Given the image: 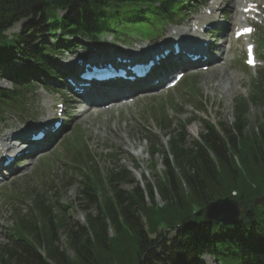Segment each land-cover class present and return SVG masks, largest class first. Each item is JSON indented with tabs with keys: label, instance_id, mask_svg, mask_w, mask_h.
<instances>
[{
	"label": "rangeland",
	"instance_id": "rangeland-1",
	"mask_svg": "<svg viewBox=\"0 0 264 264\" xmlns=\"http://www.w3.org/2000/svg\"><path fill=\"white\" fill-rule=\"evenodd\" d=\"M195 1L196 4L199 3L198 0ZM261 3L264 7V0ZM205 6L209 7V0H207ZM194 10L195 14H198L197 8ZM217 16L220 19L219 13H217ZM234 21L240 25L243 23V17L239 14L233 20V14L230 10V13L224 18L223 23H228L229 25L234 23ZM19 24L17 23L13 26L10 34L17 32L21 28L22 23L20 26ZM254 26L255 32L253 34H256V36L253 42L259 58H257L259 64L256 65L255 69L247 66L243 67L242 50L240 52L235 47H232L235 50L225 52L219 63L220 68L208 72L204 71L201 74H194L193 70L186 73L183 80L185 81L187 78H190V81L194 82L191 85L192 90L188 88L180 92L178 86L183 82L182 80L169 91H162L163 89L155 91L152 96L148 93H139L140 95L135 94L127 101L114 104L109 108L97 109L96 107H92L86 111H83L86 106L85 103L81 99L77 100L74 110L68 113L67 121L62 127L60 135L54 137V140L40 154L33 157L26 156L23 162L15 165L16 169L11 175L1 179L0 244L2 245L7 242V228L11 226L13 220V209L19 211L20 214L29 212L32 209L33 198L38 194L41 195L42 190H45L48 195H52L56 189L60 190V211L57 212V215L59 218L64 219L63 225L66 226V234L71 229H78L84 224L85 216L90 213L85 212V215H83L81 211L76 212L69 208L71 202L75 200L77 203L80 197L79 181L77 178L70 177L68 173L69 167L72 168L74 166V163H69L68 161L67 148L70 140L74 144L76 140L83 141V145H86L85 150L89 152V157H92L98 165L97 169L101 170L98 175L102 178H104L105 174L109 173V169L115 168V161L109 157V152H114L116 158L120 159V164L131 171H129V174L133 179L127 182L128 184H123L120 180H116L109 185H104V188L110 187L109 195L118 193L122 196L123 193L119 191H128L136 185L141 190L145 202L148 204L150 202L147 195V189L150 188L153 193H156L155 201L160 205L164 202L157 188V184L160 183L157 175L165 177L163 164L165 155L162 154V151L167 148L169 139L181 133L182 145L188 147L192 140L203 141L209 137L214 138V136L209 135L211 131L206 132L203 130L204 125L216 127L219 130V136L222 133L223 135H233L235 137L239 134V132H236L234 124L237 119L236 98H240L242 101L247 100V106L243 109V112L245 110L244 115L247 124L244 125L245 129L241 132V137H244L246 132L250 133L251 131L246 130L252 127L256 130L254 138L259 140L262 136L261 139L264 140V134L260 133V125L258 126L259 122L264 120V117L259 114L261 110L255 104L248 105L250 91L257 89V85L254 82L261 79L262 71L264 70V60L260 58V50L264 51V46L262 45L264 20H261V16ZM115 27L116 25L113 24L111 28L115 29ZM138 28L143 32V35H147L145 27L140 25ZM179 30L165 32L164 38L172 39L177 37L175 33ZM7 34L9 35L8 32ZM37 34L39 35V33ZM105 40L111 41V37L106 36ZM214 41H217L218 44L222 42V40H218V36L214 38ZM226 43L227 41L224 44ZM106 49H116V47L110 46L106 47ZM82 51V49H78L75 52L82 53ZM71 55L69 54V58H65V60L70 59ZM237 58L240 59L238 60ZM6 83L7 81L0 80L1 85ZM213 83H218L221 88L213 87ZM31 109L38 108L28 107V110ZM20 113L4 117L8 130H22L26 127H34L42 119V116L29 118V120L20 121L16 124ZM157 127H160L162 131ZM233 129L235 133L232 132ZM9 135H12V133L9 134V131L5 132L3 141ZM249 136L253 135L250 133ZM154 140L157 141L158 152L149 155L148 149ZM251 151H254V149L241 147L240 150L234 151V154L238 153V159L241 160V168H254L252 175L257 176L264 169V161L260 160V155L256 151L255 155L257 157L255 160L253 158L250 159L249 155L244 157L245 153L250 154ZM262 157L264 158V155ZM134 168L138 171H134ZM234 174H239V172L237 171ZM261 176L264 177V171L261 173ZM245 177H249L247 172H245ZM133 180L134 183H132ZM115 184L118 186L117 189L114 188ZM234 184H236V181H229L227 186ZM200 187L201 191L198 193L203 198V196L210 192V184L203 187L201 184ZM140 190L137 191L138 194H140ZM173 203L177 205L179 201L176 200ZM176 207L178 208V206ZM39 221L40 226L49 223L42 217L39 218ZM58 221L55 222V216L52 214L51 224L57 227L60 225ZM36 223L38 225V222ZM104 225L105 223H103ZM92 229L93 227L91 226L90 230ZM108 232L109 234L112 233L111 230ZM66 238L65 233L60 232L59 245L66 251V256L69 260L74 261L75 252L68 245ZM145 239V237H142L143 242H145ZM199 239V236L193 239V244H203L205 242ZM177 242H180V240ZM130 248L129 243H126L125 246L114 247L105 254V257L114 256L122 258L130 253ZM147 250L154 257L145 260L144 264H162L160 261L161 254L158 253L160 251L159 244L150 243ZM169 252L171 251L169 250L165 254ZM184 259L185 256L181 255L178 264ZM96 264H101L99 259L96 260Z\"/></svg>",
	"mask_w": 264,
	"mask_h": 264
},
{
	"label": "trees",
	"instance_id": "trees-1",
	"mask_svg": "<svg viewBox=\"0 0 264 264\" xmlns=\"http://www.w3.org/2000/svg\"><path fill=\"white\" fill-rule=\"evenodd\" d=\"M60 1L64 0H0V38L2 36V31L5 30L12 22L15 20L25 17L30 13L37 12L40 15V19H44L51 21L54 17V8ZM90 3L96 4L98 7L108 8L115 12L114 17L120 20L122 17H126L127 15H133L135 12L140 11V7L143 5H147L152 7L153 4L157 1H165V0H87ZM115 19V18H112ZM14 42H8L4 49H7L10 45ZM254 93V92H253ZM253 95H256L255 93ZM6 98L7 96L4 95ZM0 96V103H4L6 105L9 104L8 100ZM252 101H259L258 94L251 99ZM260 127L264 128V123L260 125ZM209 135L214 136V134L210 133ZM206 145H195L193 144L192 152L184 154L185 161L191 166L192 172L191 174H185L186 182H185V189L184 191L178 186H174L172 180H169L170 177H166L164 181L158 184V190L161 197H163L167 202V207L162 210H168L164 216H162V212L159 208L148 206L145 207L143 200L140 202L139 198H136L135 191L126 194V197L129 202L135 203L130 206H127L125 210H122L123 216L127 224L129 225V232L127 231V235L130 236V243L133 245L132 251L129 253L128 261L125 264H137L138 258L143 257V259L148 256V260L152 259L154 256L153 254L147 250L150 243H157V240L161 241L162 237L157 235L154 239L147 238L145 242L142 241L138 234L139 227L141 226L137 213L142 214L144 209H147L145 215L147 213L151 214L149 211L152 207L153 216L147 217V226L148 230L150 228L151 232H154L156 229V224L162 225L165 227V223L167 222L168 218L174 214L175 209L173 206H178L179 211H181L182 204L184 207L193 202L197 205H202V200L199 199L200 185H201V178L204 177L205 180L210 179V173L214 171L213 159L219 157L220 165L224 170V173L227 175V170L223 164L226 163L225 155L223 151L227 150L234 152L235 144V137L233 135H225L223 139H216L213 137H209L206 139ZM219 144H217V143ZM73 144V142H71ZM79 143L75 141L74 146ZM156 143L153 142L152 148H155ZM264 144V141H263ZM219 147V148H218ZM221 148V149H220ZM183 151L188 152L187 149H184L182 145H180L179 139L171 140L168 147V152L172 155L174 159L183 158ZM213 152V153H212ZM213 154L211 159L209 155ZM261 158L264 160L262 155L260 154ZM207 164H209L207 166ZM188 165V167H189ZM227 165V164H225ZM184 168H187V165H184ZM231 173V171H229ZM113 173H111L112 179H114ZM207 177V178H206ZM200 179V180H199ZM204 186V184H202ZM255 185L258 186V180L255 182ZM200 187V188H199ZM186 195L189 196V199L185 201ZM137 196H140L137 194ZM153 193L152 190L149 189V197L153 200ZM178 198H177V197ZM176 197V198H175ZM179 201L177 205L173 203V201ZM200 205V206H201ZM184 209L180 212L181 215H185ZM122 216V217H123ZM121 217V218H122ZM151 217V218H150ZM118 219V218H117ZM123 220V219H122ZM124 222V220H123ZM124 224H126L124 222ZM95 230L93 234H99L101 231L103 233V224H95ZM24 228H22L23 230ZM117 233L120 232L119 226L116 227ZM100 238L99 244L105 245L108 244L110 247H114L115 245V237H107L106 234ZM50 235H43L42 238L33 239L31 242L22 240L20 238H16L12 236L10 238L11 242L9 245H4L0 249V263L1 264H47L45 258L38 253L39 249H46V256L47 259L53 261V264H85V259L87 261L90 260L91 250H90V240L89 237L84 235V233H80L78 230L73 231L70 235L69 243L72 250L75 252V260H69V258L65 257L66 254L58 252L57 248L54 246V242ZM163 239H165L163 237ZM180 242L175 241L173 243L174 250L171 252V256L174 257L176 260L179 259L181 255L185 256V259L180 264H191V256H188L186 250H191L190 248L194 247V244H191L188 240L184 237L180 238ZM109 247V246H108ZM99 252L102 253V246L98 248ZM93 253V251H92ZM94 255V253H93ZM124 257V256H123ZM8 259V260H7ZM71 261V262H70Z\"/></svg>",
	"mask_w": 264,
	"mask_h": 264
},
{
	"label": "bare ground",
	"instance_id": "bare-ground-1",
	"mask_svg": "<svg viewBox=\"0 0 264 264\" xmlns=\"http://www.w3.org/2000/svg\"><path fill=\"white\" fill-rule=\"evenodd\" d=\"M188 45H190L189 48H186V47H184V46H181V47H180V53H179V54H176L175 57H179V59H181V60L185 63V62L188 61V60L186 59V57H188V56L185 57L183 53L186 52V51H189V53L191 54V53L194 52V50H196V51L201 52V53H207L206 55H204V57H202V58H204V61H205V62H207L209 59H210V60H213L214 55L210 53V52H211L210 50H207V48H206V46H205L204 44L195 41L193 45H192V43H190V44H188ZM68 52H70V51L66 50V51H63V52H61V53L67 54ZM188 55H189V54H188ZM110 58L113 59V60H115V61H118V60L120 59V57H118V58H112L111 56H110ZM160 82H162V81L159 79V83H160ZM163 82H164V80H163ZM219 84H220V82H219ZM219 84H218V83H217V84H216V83H213V87H215V88H221V87H219ZM74 86H75V83H74L73 85H71V88H72V89H75ZM118 95H119V94H117V93H114V92H111V91L106 90V91H102V94H101L100 96H97L95 99H96V100H100V101H102V102H104V103H109V102L113 101V100L115 99V97L118 96ZM92 102H97V101L93 100ZM50 107H52V106H50ZM44 129L47 130V129H49V127L46 125V126H44ZM55 131H57V130H55ZM10 133H11V132L9 131V134H10ZM200 134H201V133H200ZM10 136H11V135H9L6 139H8ZM3 142H4V141H3ZM31 143L36 144L34 147H38L39 144H40V143L37 144V142H34V141H31ZM22 145H24V143H23ZM32 149H33V147L30 146V145H29V147H28L27 149H23V148H22V149H16V148H13V147H11V148L8 147V152H7V154H8L9 156L11 155V153H13L14 155H16V154H22V155H24V156H28V157H29V155H28V154H25L24 152H25L26 150H32ZM20 151H21V153H20ZM17 161H18V160H12V161L9 163V165H4V164H2L3 161L1 162V158H0V166L4 168V169L1 171V172H3V174L1 173V174H0V177H2V175L4 176V174L7 173V172H5V171H8V168H9L10 166H12L13 163H16ZM12 167H13V166H12ZM4 170H5V171H4Z\"/></svg>",
	"mask_w": 264,
	"mask_h": 264
},
{
	"label": "water",
	"instance_id": "water-1",
	"mask_svg": "<svg viewBox=\"0 0 264 264\" xmlns=\"http://www.w3.org/2000/svg\"><path fill=\"white\" fill-rule=\"evenodd\" d=\"M216 208V210H212V208ZM207 208V212L208 214H214L215 212H218V214H222V213H228L229 209H228V204L225 201L222 202H216L213 204H209L208 206H206ZM204 217H206V214L204 215Z\"/></svg>",
	"mask_w": 264,
	"mask_h": 264
}]
</instances>
